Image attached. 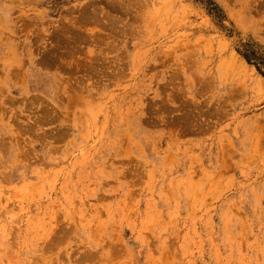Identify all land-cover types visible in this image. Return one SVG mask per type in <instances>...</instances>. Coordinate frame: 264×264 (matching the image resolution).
I'll return each mask as SVG.
<instances>
[{"label":"rangeland","instance_id":"1","mask_svg":"<svg viewBox=\"0 0 264 264\" xmlns=\"http://www.w3.org/2000/svg\"><path fill=\"white\" fill-rule=\"evenodd\" d=\"M0 264H264V0H0Z\"/></svg>","mask_w":264,"mask_h":264}]
</instances>
